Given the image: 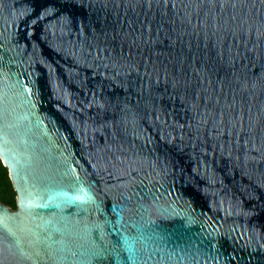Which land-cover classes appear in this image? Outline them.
I'll list each match as a JSON object with an SVG mask.
<instances>
[{
  "label": "water",
  "instance_id": "obj_1",
  "mask_svg": "<svg viewBox=\"0 0 264 264\" xmlns=\"http://www.w3.org/2000/svg\"><path fill=\"white\" fill-rule=\"evenodd\" d=\"M0 264H264V0H0Z\"/></svg>",
  "mask_w": 264,
  "mask_h": 264
},
{
  "label": "trees",
  "instance_id": "obj_2",
  "mask_svg": "<svg viewBox=\"0 0 264 264\" xmlns=\"http://www.w3.org/2000/svg\"><path fill=\"white\" fill-rule=\"evenodd\" d=\"M0 201L10 206L11 208L16 207L15 191L12 183L8 176V171L0 161Z\"/></svg>",
  "mask_w": 264,
  "mask_h": 264
}]
</instances>
